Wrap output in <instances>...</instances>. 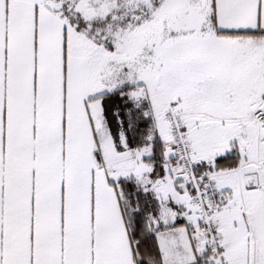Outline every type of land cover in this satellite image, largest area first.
Instances as JSON below:
<instances>
[{"label": "snow or ice", "instance_id": "snow-or-ice-1", "mask_svg": "<svg viewBox=\"0 0 264 264\" xmlns=\"http://www.w3.org/2000/svg\"><path fill=\"white\" fill-rule=\"evenodd\" d=\"M0 264H264V0H0Z\"/></svg>", "mask_w": 264, "mask_h": 264}]
</instances>
